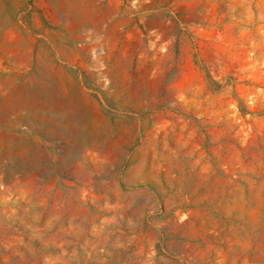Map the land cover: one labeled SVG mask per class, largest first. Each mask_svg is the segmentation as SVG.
Returning <instances> with one entry per match:
<instances>
[{
    "label": "rangeland",
    "instance_id": "1",
    "mask_svg": "<svg viewBox=\"0 0 264 264\" xmlns=\"http://www.w3.org/2000/svg\"><path fill=\"white\" fill-rule=\"evenodd\" d=\"M0 264H264V0H0Z\"/></svg>",
    "mask_w": 264,
    "mask_h": 264
}]
</instances>
